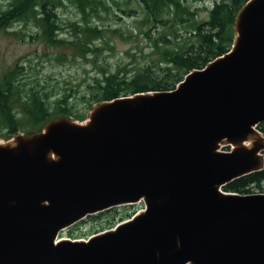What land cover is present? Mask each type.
Wrapping results in <instances>:
<instances>
[{
    "label": "water",
    "instance_id": "1",
    "mask_svg": "<svg viewBox=\"0 0 264 264\" xmlns=\"http://www.w3.org/2000/svg\"><path fill=\"white\" fill-rule=\"evenodd\" d=\"M233 31L228 52L173 90L0 142V264H264V193L223 190L264 168V0H247ZM137 202L111 229L59 238Z\"/></svg>",
    "mask_w": 264,
    "mask_h": 264
},
{
    "label": "trees",
    "instance_id": "2",
    "mask_svg": "<svg viewBox=\"0 0 264 264\" xmlns=\"http://www.w3.org/2000/svg\"><path fill=\"white\" fill-rule=\"evenodd\" d=\"M198 1L6 0V7L0 10V31L40 39L50 47L68 49L73 58L83 59H88L89 54L96 56L103 46L111 48L114 36L123 41L136 39L132 49L139 59L130 70L120 64L108 67L107 63H93L100 75L86 84L87 92L81 95L90 109L95 103L120 96L173 90L188 72L201 69L228 52L235 35V16L247 0H213L205 18L199 16L201 8L194 9ZM67 4L75 10L77 20L61 19L59 11ZM107 17L115 22L107 25ZM126 20H131L129 25ZM30 22L37 28L34 35L11 30L16 23L26 26ZM138 37L146 45L140 46ZM99 42L103 46H98ZM48 96L43 87H37L33 81L25 82V67L21 63L0 69V138L8 140L16 134L38 132L45 122L59 116L85 119L83 109H73L74 95L63 94L51 106ZM257 128L264 134V122ZM262 183L264 168L231 181L223 190L246 194L252 186L259 188ZM110 210L82 221H110L116 209Z\"/></svg>",
    "mask_w": 264,
    "mask_h": 264
},
{
    "label": "rangeland",
    "instance_id": "3",
    "mask_svg": "<svg viewBox=\"0 0 264 264\" xmlns=\"http://www.w3.org/2000/svg\"><path fill=\"white\" fill-rule=\"evenodd\" d=\"M213 0H200L194 5V9L201 8L199 16L205 18L206 10L211 7ZM6 7V0H0V10ZM60 17L66 22L68 20H77L78 16L75 14V10L70 4H67L64 8L60 9ZM108 20L104 21L113 24L115 19L107 17ZM131 20H126V24H130ZM11 30H22L28 34L34 35L37 28L32 22L27 23L26 26H22L16 23L12 26ZM62 37V36H61ZM136 40V39H135ZM135 40L123 41L117 36L112 38L111 48L107 49L103 46L97 55H88V59L76 56L73 58L71 52L68 49L60 47H50L44 41L36 38H30L26 35L6 33L0 31V69H5L16 62L21 63L25 67V82L31 83L32 81L37 87H43V91L49 96L47 102L52 104L57 98L63 94L74 95L73 109H83L85 112V119L91 108H87L86 102L81 99V95L86 90V84L91 82L100 73L97 70V66L100 63H107L108 67H116L118 64L125 65L127 70H130L135 63L138 62L139 54L135 52L136 46ZM139 45H146L145 41L140 40L138 37ZM132 54V55H131ZM59 55L66 56L65 59H59ZM73 119V117H70ZM84 119V120H85ZM78 121V120H77ZM80 122V121H79ZM7 141L4 138H0V142ZM250 193H264V183L261 187L252 186ZM143 203H133L130 205H124L115 207V215L113 214L110 221H105L98 224H93L92 220L87 222L81 221L78 226L69 227L61 231L59 237H66L71 239H86L92 234L101 232L107 229H111L116 224L129 219L132 215L143 209ZM111 210L104 211L108 214ZM102 213V212H101ZM87 216L85 219H88ZM84 219V220H85ZM74 229L71 233V229Z\"/></svg>",
    "mask_w": 264,
    "mask_h": 264
},
{
    "label": "bare ground",
    "instance_id": "4",
    "mask_svg": "<svg viewBox=\"0 0 264 264\" xmlns=\"http://www.w3.org/2000/svg\"><path fill=\"white\" fill-rule=\"evenodd\" d=\"M235 181V180H234Z\"/></svg>",
    "mask_w": 264,
    "mask_h": 264
}]
</instances>
